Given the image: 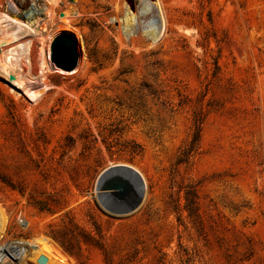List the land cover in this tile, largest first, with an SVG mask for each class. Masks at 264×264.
I'll use <instances>...</instances> for the list:
<instances>
[{
	"label": "rangeland",
	"instance_id": "374dc122",
	"mask_svg": "<svg viewBox=\"0 0 264 264\" xmlns=\"http://www.w3.org/2000/svg\"><path fill=\"white\" fill-rule=\"evenodd\" d=\"M72 1L39 35L32 0H0V38L22 31L0 48L22 74L0 68L1 240L46 236L59 264H264V0H159L156 42L112 21L123 0Z\"/></svg>",
	"mask_w": 264,
	"mask_h": 264
},
{
	"label": "bare ground",
	"instance_id": "6f19581e",
	"mask_svg": "<svg viewBox=\"0 0 264 264\" xmlns=\"http://www.w3.org/2000/svg\"><path fill=\"white\" fill-rule=\"evenodd\" d=\"M59 1L61 0H45V2L40 0H32V4L27 7L25 11H20L21 13H24L23 23L31 28L33 32H35V34H43V31L45 30L43 27V22L44 24L45 22H53V14H55L52 10L49 9V4L56 5ZM76 1L77 0H73L72 2ZM45 3L48 4L49 7H45ZM161 5L162 4H160L159 0H123L121 11L118 12L117 15L112 17V21L121 29L127 39H129L133 35H136L137 33H141L146 39H149L159 28V25L162 26L163 32L164 23ZM3 9L5 13L9 12L7 6H3ZM73 9V5H70V7L66 11L61 13L60 17L64 23L69 24L71 22L70 19L67 18L69 16H74L73 13L75 11H73ZM13 16L14 18H16V15ZM10 23L11 21H9V23L4 27L2 26L3 29L1 31H5V34L2 35L3 37L0 38V48H2V50H4V46L20 40L21 37H19L20 33L22 32L20 26H10ZM18 25L22 26V24ZM54 36L55 35H50L51 41L54 39ZM20 46L21 44L18 43L15 48H20ZM9 52L13 53V51L11 50H6V53L1 54L0 51V68L2 67L1 69H3V71L11 79V81H15L14 84H21L20 79L22 78V74L17 69V63L13 62L12 56H9ZM119 184H121L123 188L128 191V185L125 182L122 181V183L119 182ZM5 229H7L6 216H4V213L0 208V264H14V259H17V256L19 257L20 253L22 256V253L24 254L25 251H29L31 249L36 250V254L45 253L49 257L47 264H59V262H53L51 258L50 252H53L54 249L52 250L53 247L48 243V237L40 236L39 238L34 239L33 242L29 241L26 244H22V242L12 243L9 242L10 240H1V238L3 237L1 236V234L4 233Z\"/></svg>",
	"mask_w": 264,
	"mask_h": 264
},
{
	"label": "water",
	"instance_id": "95a60500",
	"mask_svg": "<svg viewBox=\"0 0 264 264\" xmlns=\"http://www.w3.org/2000/svg\"><path fill=\"white\" fill-rule=\"evenodd\" d=\"M162 35V26L148 39L151 42H156ZM51 61L59 68H63L67 71H73L77 66L78 55L75 46V42L72 37L67 34L57 35L51 44ZM115 188H123L121 184L114 186ZM125 189L118 193V195H123ZM38 262L41 264H46L47 257L44 255L39 256Z\"/></svg>",
	"mask_w": 264,
	"mask_h": 264
},
{
	"label": "trees",
	"instance_id": "16d2710c",
	"mask_svg": "<svg viewBox=\"0 0 264 264\" xmlns=\"http://www.w3.org/2000/svg\"><path fill=\"white\" fill-rule=\"evenodd\" d=\"M199 138V129H197V131L194 134V138H193V142L195 143ZM190 151H187V153L185 155H188Z\"/></svg>",
	"mask_w": 264,
	"mask_h": 264
},
{
	"label": "built area",
	"instance_id": "2783aa9c",
	"mask_svg": "<svg viewBox=\"0 0 264 264\" xmlns=\"http://www.w3.org/2000/svg\"><path fill=\"white\" fill-rule=\"evenodd\" d=\"M3 249V248H2ZM3 252V251H2Z\"/></svg>",
	"mask_w": 264,
	"mask_h": 264
}]
</instances>
